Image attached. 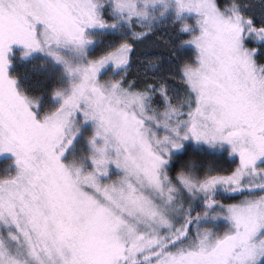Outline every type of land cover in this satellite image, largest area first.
Segmentation results:
<instances>
[{"label": "snow or ice", "instance_id": "6c2138e0", "mask_svg": "<svg viewBox=\"0 0 264 264\" xmlns=\"http://www.w3.org/2000/svg\"><path fill=\"white\" fill-rule=\"evenodd\" d=\"M0 264H264V0H0Z\"/></svg>", "mask_w": 264, "mask_h": 264}, {"label": "rangeland", "instance_id": "374dc122", "mask_svg": "<svg viewBox=\"0 0 264 264\" xmlns=\"http://www.w3.org/2000/svg\"><path fill=\"white\" fill-rule=\"evenodd\" d=\"M5 162L4 161H0V168L4 167Z\"/></svg>", "mask_w": 264, "mask_h": 264}]
</instances>
